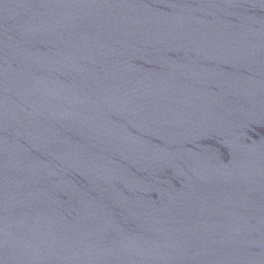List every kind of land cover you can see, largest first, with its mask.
<instances>
[{
    "label": "water",
    "instance_id": "water-1",
    "mask_svg": "<svg viewBox=\"0 0 264 264\" xmlns=\"http://www.w3.org/2000/svg\"><path fill=\"white\" fill-rule=\"evenodd\" d=\"M0 264H264V0H0Z\"/></svg>",
    "mask_w": 264,
    "mask_h": 264
}]
</instances>
